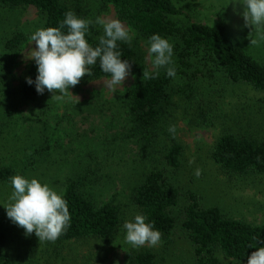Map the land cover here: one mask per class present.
<instances>
[{"label":"rangeland","instance_id":"rangeland-1","mask_svg":"<svg viewBox=\"0 0 264 264\" xmlns=\"http://www.w3.org/2000/svg\"><path fill=\"white\" fill-rule=\"evenodd\" d=\"M63 1L77 8L78 16L85 19H119L112 5L99 0ZM173 1L182 10L181 25L217 23L223 20L221 12L228 10L229 26L236 32L237 22L243 19V8L231 0ZM43 25L44 17L35 7L0 6V168L10 166L16 174L38 178L62 194L69 179L87 174L89 168L93 173L85 194L97 206L113 201L121 210V223L110 241H39L35 232L26 235L22 227L7 217L4 206L11 186L10 182H0V204L4 205H0V233L4 234L5 251L14 264H132L135 254L147 250L155 255L154 264H195L193 247L181 227L188 193L195 194L203 207L216 206L230 218L253 224L264 222V175H228L211 159L218 137L228 130L231 120L238 119L242 126L246 122L243 118L255 117L256 93L230 86L220 74L199 77L194 84L192 76L181 74L166 85V97L158 107L161 126L168 130L175 125L176 138L183 146L179 170L167 172L169 182L180 193L179 205L172 210L175 230L168 242L155 247L132 248L127 244L122 224L139 213L132 200L136 182L151 167L162 169L159 148H155L153 156L147 153L144 136L119 103V95L144 80L143 71H155L148 57L149 38L131 28V44L136 53L135 68L131 71L135 79L130 75L123 85L112 89L107 84L110 78L90 80L85 74L69 88L73 95L70 99L57 100L49 92L23 101L17 91L19 81L31 64L33 59L28 57L36 47L35 42L30 45L29 36ZM89 31L95 39L103 35L98 25L91 26ZM15 35H20L22 42L10 53L4 49V43ZM177 53L174 50L175 68ZM165 75V70L159 69L158 77ZM23 162L35 166L24 171ZM216 257L219 264H247L220 252Z\"/></svg>","mask_w":264,"mask_h":264},{"label":"trees","instance_id":"trees-1","mask_svg":"<svg viewBox=\"0 0 264 264\" xmlns=\"http://www.w3.org/2000/svg\"><path fill=\"white\" fill-rule=\"evenodd\" d=\"M114 7L118 18L144 37L159 34L168 38L177 53L176 75L191 77L197 83L199 77L212 78L220 74L232 87L256 93L258 111L253 119H238L218 137L212 153V161L228 175H264V40H259L255 29L245 26L244 19L237 22L239 30L231 31L230 12L223 10L222 21L211 24L191 23L181 25L182 10L173 0H99ZM5 8L35 7L44 17L43 27H58L64 14L72 8L63 0H0ZM66 31V29H65ZM88 42L97 46L99 39L87 36ZM256 40L253 44L251 41ZM22 37L15 35L4 43V49L14 53ZM123 56L135 68L136 53L133 45L118 42ZM131 69V70H132ZM8 73V72H7ZM90 80L110 78L101 71L99 58L92 67ZM37 66L32 60L19 81L18 94L23 101H32L47 93L38 94L35 84L29 85L27 78L35 81ZM172 78L139 80L132 89L119 95V103L135 129L144 136L147 153L151 156L159 148L160 168H150L140 174L133 191V203L140 214L155 222L162 237L160 243L168 242L175 230L176 219L172 210L179 205V190L169 182L167 172H175L181 166L183 146L165 126L158 107L166 97V85ZM194 88H190L193 91ZM234 92V90H233ZM153 151V153H152ZM26 162V161H25ZM23 162V170H32L35 163ZM29 162V161H28ZM12 167L0 168V182L9 183L16 174ZM85 175L69 179L63 196L67 201L71 224L55 241L57 243L84 238L110 241L120 223L121 210L109 201L100 206L85 194L91 184L93 171L86 169ZM187 205L182 210L181 227L193 247L195 264H219L216 253L236 262H245L259 246H264V222L253 224L233 219L216 207H203L195 194L186 195ZM4 234L0 233V264H14L5 251ZM151 251H141L132 258V264H154Z\"/></svg>","mask_w":264,"mask_h":264},{"label":"clouds","instance_id":"clouds-1","mask_svg":"<svg viewBox=\"0 0 264 264\" xmlns=\"http://www.w3.org/2000/svg\"><path fill=\"white\" fill-rule=\"evenodd\" d=\"M231 2L243 8L240 14L245 26L255 29L259 40H264V0ZM94 25L103 29V35L95 47L87 39L90 27ZM132 39V29L119 19L97 16L93 21L69 10L58 27H41L29 36L30 45L35 42L36 47L31 50L28 58L35 61L37 76L35 81L27 78V83H34L38 94L47 90L57 100L70 99L73 95L69 88L77 85L85 74L92 76V67L99 58L101 71L110 75L108 87L115 89L123 85L130 75L135 79L131 71L132 63L122 59L123 54L118 45V42L131 45ZM251 42L257 43L256 40ZM173 56L174 45L168 38L159 34L151 35L148 39V57L155 71H143L142 78H158L159 69H164L167 77L174 78L176 69ZM56 90L59 94H56ZM168 132L175 138V125H170ZM196 175H200L199 169ZM9 182L11 193L7 206L0 205L5 207L11 222L22 227L26 235L35 232L39 241L55 242L70 227V212L62 193L38 178H28L22 174L11 176ZM122 229L125 242L132 248L145 245L155 247L161 241L162 234L155 227V222L140 213L124 220ZM247 264H264V246L257 247L248 256Z\"/></svg>","mask_w":264,"mask_h":264}]
</instances>
